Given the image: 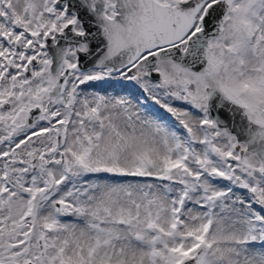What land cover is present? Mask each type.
Here are the masks:
<instances>
[{
  "label": "snow or ice",
  "instance_id": "snow-or-ice-1",
  "mask_svg": "<svg viewBox=\"0 0 264 264\" xmlns=\"http://www.w3.org/2000/svg\"><path fill=\"white\" fill-rule=\"evenodd\" d=\"M0 264H264V0H0Z\"/></svg>",
  "mask_w": 264,
  "mask_h": 264
}]
</instances>
